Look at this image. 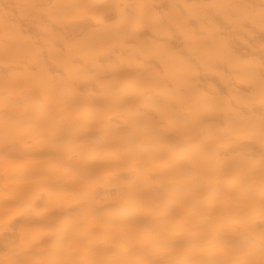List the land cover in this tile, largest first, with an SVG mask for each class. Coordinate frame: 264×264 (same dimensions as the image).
<instances>
[{"label":"clouds","instance_id":"obj_1","mask_svg":"<svg viewBox=\"0 0 264 264\" xmlns=\"http://www.w3.org/2000/svg\"><path fill=\"white\" fill-rule=\"evenodd\" d=\"M0 264H264V0H0Z\"/></svg>","mask_w":264,"mask_h":264}]
</instances>
